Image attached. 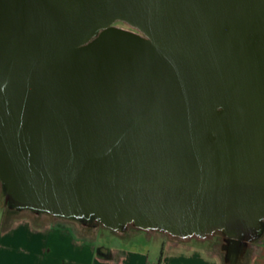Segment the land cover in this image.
Returning <instances> with one entry per match:
<instances>
[{"label":"water","instance_id":"95a60500","mask_svg":"<svg viewBox=\"0 0 264 264\" xmlns=\"http://www.w3.org/2000/svg\"><path fill=\"white\" fill-rule=\"evenodd\" d=\"M0 182L116 231L259 238L264 0H0Z\"/></svg>","mask_w":264,"mask_h":264},{"label":"crops","instance_id":"0c3cea01","mask_svg":"<svg viewBox=\"0 0 264 264\" xmlns=\"http://www.w3.org/2000/svg\"><path fill=\"white\" fill-rule=\"evenodd\" d=\"M129 238L132 242L128 246L119 242L100 245L97 239L78 235L70 224H54L47 219L35 222L24 216L6 225L2 212L0 264H226L233 261L232 255L224 258L206 240L162 235L152 242L150 233L147 241L135 234ZM232 263L240 264L237 259ZM247 264H264V232L253 243Z\"/></svg>","mask_w":264,"mask_h":264},{"label":"rangeland","instance_id":"374dc122","mask_svg":"<svg viewBox=\"0 0 264 264\" xmlns=\"http://www.w3.org/2000/svg\"><path fill=\"white\" fill-rule=\"evenodd\" d=\"M115 26L123 30H126L132 34L133 33L141 34L138 29L130 26L128 23L124 21H117L115 23ZM0 189H1L0 216L2 215V212H4L6 225L11 224L15 220L24 216H28L32 218L35 222H41L47 219L50 223H54V224H70L78 235L91 240L97 239V242L100 245H105V244L114 245L116 244V242H119L123 246H128L132 242V240L129 237H131L133 234H135V236L137 237H143L144 239H146L145 241H147V238L149 237V233H150L152 237L151 238L152 242L155 241L156 237H161L162 235H166L168 237H175L177 239L194 238V239L208 241L209 245L213 249L217 250L224 258L225 255H227L226 254L227 251L225 248L228 245V238L221 230H217L212 234L207 235L204 238L197 236L181 238L161 230H144L136 227L133 224H129L124 231H116L108 227H105L102 223L96 220L85 221L76 218L56 216L50 213L40 212L32 209H17L5 202V193L1 182H0ZM118 235L122 236L123 238ZM259 238L255 239L254 241H251L250 245L248 244L249 246L247 245L242 249H240L239 251L240 257L237 258L240 264H247L249 256L253 251V243H255ZM160 247H161V243H160ZM232 262L229 261L226 262V264H233Z\"/></svg>","mask_w":264,"mask_h":264},{"label":"flooded vegetation","instance_id":"af4514ba","mask_svg":"<svg viewBox=\"0 0 264 264\" xmlns=\"http://www.w3.org/2000/svg\"><path fill=\"white\" fill-rule=\"evenodd\" d=\"M88 221H92V220H88ZM263 232H264V229H263L261 235L263 234ZM248 244L250 245V242H247L244 245H242L240 249H242L243 247L247 246ZM225 249L227 251V253H226L227 256L232 255L231 258L233 259V261L236 260L238 257H240L239 256L240 255V252H239L240 249H238V247L236 246V244L234 242H229L228 241V245H227V247Z\"/></svg>","mask_w":264,"mask_h":264},{"label":"trees","instance_id":"16d2710c","mask_svg":"<svg viewBox=\"0 0 264 264\" xmlns=\"http://www.w3.org/2000/svg\"><path fill=\"white\" fill-rule=\"evenodd\" d=\"M9 225V224H8Z\"/></svg>","mask_w":264,"mask_h":264}]
</instances>
